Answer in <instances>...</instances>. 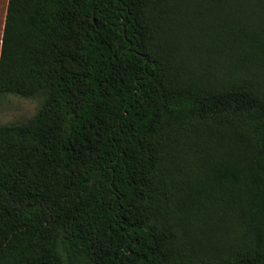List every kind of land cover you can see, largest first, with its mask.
<instances>
[{
    "label": "trees",
    "instance_id": "obj_1",
    "mask_svg": "<svg viewBox=\"0 0 264 264\" xmlns=\"http://www.w3.org/2000/svg\"><path fill=\"white\" fill-rule=\"evenodd\" d=\"M0 264H264V0H9Z\"/></svg>",
    "mask_w": 264,
    "mask_h": 264
},
{
    "label": "rangeland",
    "instance_id": "obj_2",
    "mask_svg": "<svg viewBox=\"0 0 264 264\" xmlns=\"http://www.w3.org/2000/svg\"><path fill=\"white\" fill-rule=\"evenodd\" d=\"M8 1L0 0V44H2ZM39 105L38 97L6 94L0 103V124L25 122L37 112Z\"/></svg>",
    "mask_w": 264,
    "mask_h": 264
},
{
    "label": "crops",
    "instance_id": "obj_3",
    "mask_svg": "<svg viewBox=\"0 0 264 264\" xmlns=\"http://www.w3.org/2000/svg\"><path fill=\"white\" fill-rule=\"evenodd\" d=\"M1 45H2V44H0V56H1Z\"/></svg>",
    "mask_w": 264,
    "mask_h": 264
}]
</instances>
